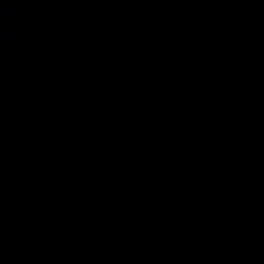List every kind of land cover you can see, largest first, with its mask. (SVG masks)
I'll return each mask as SVG.
<instances>
[{
    "label": "water",
    "instance_id": "1",
    "mask_svg": "<svg viewBox=\"0 0 264 264\" xmlns=\"http://www.w3.org/2000/svg\"><path fill=\"white\" fill-rule=\"evenodd\" d=\"M0 264H264V0H0Z\"/></svg>",
    "mask_w": 264,
    "mask_h": 264
}]
</instances>
